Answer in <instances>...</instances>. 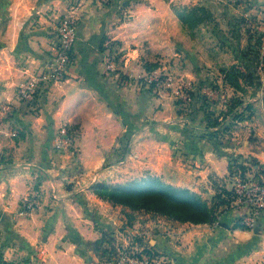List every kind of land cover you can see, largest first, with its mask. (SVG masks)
Segmentation results:
<instances>
[{
	"label": "crops",
	"instance_id": "0c3cea01",
	"mask_svg": "<svg viewBox=\"0 0 264 264\" xmlns=\"http://www.w3.org/2000/svg\"><path fill=\"white\" fill-rule=\"evenodd\" d=\"M100 13L91 10L82 21L67 80L43 87L41 110L35 115L18 102L17 87L44 69L53 42L44 39L42 30H35L31 40H0V105L15 106L13 127L21 133L13 142L0 136V261L92 264L98 258L89 243L123 229L131 218L130 227L155 229L159 236L152 247L172 257L170 264H264L258 261L262 252L245 248L253 233L231 226L241 213L238 205L232 203L219 217L220 226L181 223L150 213H141L148 219L141 224L142 218L135 217L139 211L113 206L92 193L95 182L114 179L116 172L118 182L150 174L201 195L212 207L227 199L217 181L229 176L234 162L251 159L264 166V143L251 140L250 134L264 119L255 116L253 107V114L235 121L219 112H213V120L205 110L221 107L208 102L211 106L201 108L202 102L190 100L198 104L186 110L192 116L190 125H183L187 118L177 104L163 105L144 89L123 85L119 76L134 70L140 52L130 48V40H114L119 31ZM107 34L113 40H104ZM113 42L122 43L120 61L107 49ZM107 58L114 61L111 66ZM64 125L78 138L76 164L64 152L74 146L58 151L54 145L55 132ZM32 198L39 204L35 212H20L23 200ZM259 220L264 226V213ZM174 228L185 249L171 240Z\"/></svg>",
	"mask_w": 264,
	"mask_h": 264
},
{
	"label": "rangeland",
	"instance_id": "374dc122",
	"mask_svg": "<svg viewBox=\"0 0 264 264\" xmlns=\"http://www.w3.org/2000/svg\"><path fill=\"white\" fill-rule=\"evenodd\" d=\"M193 7L205 8L210 16L197 28L189 29L179 20L177 13ZM91 10L100 11V14L104 15V19L106 17L111 18V24L114 23L112 27L119 31L120 36L117 34L118 37L114 40H130V48H136L140 52V56L135 60L134 70L129 71L124 76H119V80L122 79V82L125 83L123 85L132 83L138 89H144L157 100L163 102V105L166 102L177 104L182 117L187 118L183 125H190L192 113L186 110H191V107L197 106L198 103L193 105L192 102L194 101L202 102L201 108L211 106L207 104L208 102L221 107V110H205L207 119H211L213 116L214 120V114L219 112V114L230 116V120L235 121L243 115L253 114L252 107L256 110L255 116L264 119V0H0V40H31L32 36L36 35L34 34L35 30L38 32L42 30L45 33L43 36L45 40H52V42L63 40L60 35V25L68 19L75 22V40H78V29ZM126 24L128 26L122 27ZM105 36L104 40H113L109 34ZM121 44V42H113L109 43L107 47L110 54L115 52L116 55L112 54V56L118 58L119 61L122 54L120 51ZM51 51H53V44ZM50 61L51 59L45 64L41 72L48 70ZM111 61L114 62L107 58V66L108 62L110 64ZM149 68L160 69L162 74H167L172 81L171 88L166 89L165 84H162L159 93L149 90L143 79L149 73ZM232 73L238 79L235 87L229 81L228 74ZM20 85L17 87L16 97ZM190 100L193 101L190 102ZM18 102L27 106L19 100ZM8 103L10 102L0 105V112L2 107ZM255 104L257 105L254 106ZM183 105L188 106L183 107ZM40 110L41 107L39 106L37 113L30 110L29 112L35 115L40 113ZM222 110L225 111L222 112ZM15 112L16 110L14 114ZM5 122L2 126L3 129L13 128V123L9 120ZM261 122V128L256 127V130L250 134L251 140L255 142L262 140L264 143V121ZM66 127L71 130L74 144L72 147H74L64 152L70 154L71 163L76 164L74 159H79V152L76 148L78 138L72 128L68 125ZM184 128L186 127L184 126ZM17 132L14 137L6 136L1 132L0 136H4L8 141L13 142L21 136L18 130ZM64 152H60V154L64 155ZM253 162L255 160L251 159L236 161L238 165L247 169L245 173H242V178H253L259 169V167L254 166ZM114 174V179L108 177V180L103 179L95 182L91 186L92 193H94V186L98 184L115 186L138 181L150 175L146 174L145 177L140 178H126L124 182H118L116 180L118 172ZM240 174L241 171L235 166L233 170L229 171V176L225 179H218L217 183L221 186L219 192L220 190L229 191V189L231 192L234 182ZM23 201L24 204L21 203L20 212L25 214L34 213L39 206L35 198ZM28 203H33V209L30 211L23 208V205ZM219 207L218 205L216 210L218 216L214 222L215 226L221 225L222 220L219 217L231 209V206H228V209ZM234 208L237 206L234 205ZM239 211L241 212L239 218L233 215L235 220L231 226L235 224L236 227H234L237 228L240 223L242 227L237 229L245 231L246 226L242 224L241 220L244 213H242V209ZM138 213L140 216H135L136 221L138 217L142 218L139 219L141 224L148 221L147 217L141 214H148L147 212L139 211ZM126 218L129 219L127 215ZM259 218L256 220L254 228L247 227L251 229L249 231L253 233V236L249 241L250 243L245 244V248L247 251H250V248L258 249V252L263 254L258 261H264V226L259 223ZM130 220L123 229L116 233H107L112 236L116 244L126 245L131 238H134L142 246L153 249L152 246L155 245L154 241L157 240L156 236L159 234L155 233V229L142 228L137 224L131 228L129 226ZM155 221L157 222V219H150L151 223H156ZM212 224L202 225L211 226ZM255 229L258 230L254 231ZM172 230L173 228L167 230V233ZM174 232L176 233L171 237V240L174 244L185 249L183 247L185 243L180 239L181 235L177 233L175 228ZM1 236L2 231L0 230ZM245 255L248 256L249 253ZM1 258L0 260H2ZM169 258L172 261V257ZM26 262V259L18 262L13 260L10 264H26ZM92 264H99V258Z\"/></svg>",
	"mask_w": 264,
	"mask_h": 264
},
{
	"label": "built area",
	"instance_id": "2783aa9c",
	"mask_svg": "<svg viewBox=\"0 0 264 264\" xmlns=\"http://www.w3.org/2000/svg\"><path fill=\"white\" fill-rule=\"evenodd\" d=\"M72 19V18H71ZM60 35L63 40H54L52 57L47 71L41 72L36 78L24 82L18 88L17 99L27 105L30 111L39 110L40 94L44 86L50 84L61 85L67 80V73L74 65V51L76 46V27L73 20H64L60 25ZM146 87L154 92H161L160 86L165 84L166 89L171 88V78L162 74L160 69H153L143 78ZM15 106L8 103L0 112V132L6 136H16L15 127L5 130L2 128L6 120L11 123L14 119ZM14 126V124H13ZM55 148L64 151L72 147L73 136L68 127L63 126L55 136ZM238 175L231 192L235 198L232 202L238 205L244 213L242 224L254 228L256 220L264 212V178H242ZM26 210L33 209V203L23 205ZM171 259L151 247L142 246L131 238L126 245L114 242L113 251L107 254L99 264H170ZM0 264H5L0 261Z\"/></svg>",
	"mask_w": 264,
	"mask_h": 264
},
{
	"label": "trees",
	"instance_id": "16d2710c",
	"mask_svg": "<svg viewBox=\"0 0 264 264\" xmlns=\"http://www.w3.org/2000/svg\"><path fill=\"white\" fill-rule=\"evenodd\" d=\"M177 16L189 29H195L204 23L210 14L203 7H193L178 12ZM151 70L153 68L148 69V71ZM228 76L231 84L234 87L237 86V76L233 73L228 74ZM253 163L254 166L259 167L257 172H255V177L264 178V166L257 161ZM233 164L231 165V170L236 166L241 173L246 172L247 169L244 166L238 165L236 162ZM93 191L98 198L109 202L113 206H122L133 212L144 211L172 221L194 225L214 223L218 216L216 212L217 206L227 208L235 199L232 196V192L223 190L222 193L226 194L227 199H221L220 204L216 205V207H211L200 195L188 189L166 184L154 176H147L138 181L115 186L98 184L94 186ZM241 227L239 223L237 228ZM245 230L251 229L245 227ZM113 246L114 240L108 233H104L101 239L88 245L99 260L110 254L113 251Z\"/></svg>",
	"mask_w": 264,
	"mask_h": 264
}]
</instances>
